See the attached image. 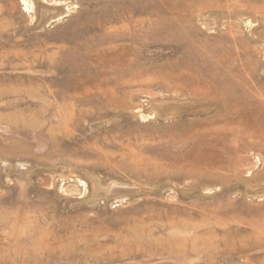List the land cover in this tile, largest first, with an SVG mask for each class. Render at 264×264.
<instances>
[{
	"label": "rangeland",
	"instance_id": "rangeland-1",
	"mask_svg": "<svg viewBox=\"0 0 264 264\" xmlns=\"http://www.w3.org/2000/svg\"><path fill=\"white\" fill-rule=\"evenodd\" d=\"M0 264H264V0H0Z\"/></svg>",
	"mask_w": 264,
	"mask_h": 264
}]
</instances>
